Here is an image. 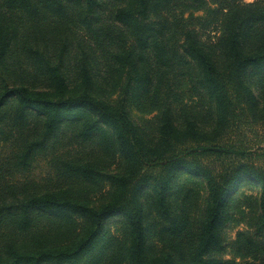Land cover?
Wrapping results in <instances>:
<instances>
[{"label":"trees","instance_id":"16d2710c","mask_svg":"<svg viewBox=\"0 0 264 264\" xmlns=\"http://www.w3.org/2000/svg\"><path fill=\"white\" fill-rule=\"evenodd\" d=\"M205 3L0 0V264H238L214 255L246 182L258 200L237 240L264 264V168L248 155L264 144V0ZM192 93L206 113L186 109ZM43 156L54 175L36 186ZM186 175L204 183L197 215Z\"/></svg>","mask_w":264,"mask_h":264},{"label":"rangeland","instance_id":"374dc122","mask_svg":"<svg viewBox=\"0 0 264 264\" xmlns=\"http://www.w3.org/2000/svg\"><path fill=\"white\" fill-rule=\"evenodd\" d=\"M206 3L203 4L205 7V10L208 8L211 9H220V6H225L227 3L231 2H239V3H251L254 0H204ZM200 6V4H197ZM187 15V14H186ZM196 17L203 15V11H196L194 13ZM200 29V35L205 38L207 35L210 34V26H202ZM184 104L187 107V110L190 111H198L200 109L204 108V113L207 112V103L205 101V98H200L195 93H192L191 95L188 94L187 97L184 98ZM132 116L134 119L142 123L143 125L152 126L154 122V117L152 114L140 112L135 109H131ZM259 135L263 137L262 133L260 132ZM253 139L252 136L246 135L244 137V140ZM264 143V142H263ZM249 144V143H247ZM259 149H256L258 153L249 152V156L252 158L251 162L255 163L258 166H261L264 168V153L263 148L264 144H260ZM255 150V149H254ZM50 156H43L39 159L37 167L28 175V178L30 181H33V183L36 186H41L44 183L48 182L50 179H53L51 176L54 175L53 169H51V166L49 164ZM118 159V158H117ZM120 165L119 159L116 161L114 165H111L110 168L106 167V170L115 172L117 171L118 167ZM50 176V177H49ZM187 176V175H186ZM190 179H187L183 181L179 188L185 187V188H194V193L198 191L196 195L199 196L197 200H194L189 204V213L190 215L195 214L200 211V208L202 206L201 201L203 200V181L196 177L195 175H189L187 176ZM105 186V187H104ZM102 186L99 190L94 191L90 193V197L93 202L101 201L102 198L105 196V194L109 191L110 186L108 184H105ZM258 189L259 185L246 182L244 184L239 185L233 192V198L231 201V209L233 213V219L227 224V226L224 228L223 235L224 239L226 241V248L222 253H215L214 257L221 261H235L238 264H248L252 259V251L248 250V244L244 241V239H238V232L243 231L247 236L251 233V228L248 226V222L252 220L251 210H255V204L257 203L258 198ZM183 195V193H180V189L175 193L174 195V201L176 203V207L180 208L182 201L180 200V197ZM156 220V219H154ZM153 226V221H152ZM149 229V238L153 239L154 243L156 245H161V241L158 240L157 231L159 227H152ZM122 220L118 216L110 217L106 224H105V231L107 234H113L118 235L122 232ZM238 242L241 244V248L238 247Z\"/></svg>","mask_w":264,"mask_h":264}]
</instances>
